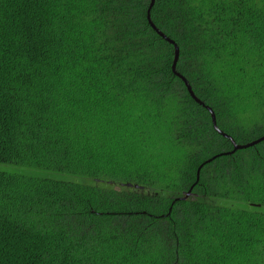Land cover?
<instances>
[{"label":"trees","instance_id":"16d2710c","mask_svg":"<svg viewBox=\"0 0 264 264\" xmlns=\"http://www.w3.org/2000/svg\"><path fill=\"white\" fill-rule=\"evenodd\" d=\"M149 5L0 0V264H264V141ZM150 21L263 137L264 0Z\"/></svg>","mask_w":264,"mask_h":264},{"label":"water","instance_id":"95a60500","mask_svg":"<svg viewBox=\"0 0 264 264\" xmlns=\"http://www.w3.org/2000/svg\"><path fill=\"white\" fill-rule=\"evenodd\" d=\"M153 7V5L150 3L149 5V8H148V13H147V20H148V23L150 25V27L152 28V30H154L156 32V34L158 36H160L162 39H164L166 42L170 43L171 45L174 46V59H173V64H172V72L175 74V76H177L184 84L189 96L198 104H200L201 106H203L205 108V110L209 113L210 115V118H211V123H212V127L213 129L215 130L216 133H218L219 135L225 137L226 139H228L231 143H232V146H233V152L235 151H239V150H243V149H247V148H250V147H253L254 145H257L259 143H261L262 141H264V136L259 138L258 140L250 143V144H247V145H237L230 137H228L227 135H225L223 132H221L218 128H217V125H216V120H215V115L213 113V111L205 106L203 103H201L193 94L192 90H191V87L189 86L188 82L186 81V79L182 76H180L177 72H176V64H177V61H178V56H179V51H178V48L176 45H174V43L169 40L168 38H166L161 32H159V30H157L155 28V26L152 24V22L150 21V10L151 8ZM215 158V157H214ZM212 158V159H214ZM212 159L206 161L205 163H209ZM204 165V164H203ZM201 165V167L203 166ZM199 175V170L197 171V176ZM191 191V190H190ZM190 191L186 194L185 197H188L189 194H190Z\"/></svg>","mask_w":264,"mask_h":264},{"label":"rangeland","instance_id":"374dc122","mask_svg":"<svg viewBox=\"0 0 264 264\" xmlns=\"http://www.w3.org/2000/svg\"><path fill=\"white\" fill-rule=\"evenodd\" d=\"M11 169V166L9 165H0V170H3V171H10ZM16 170V169H14Z\"/></svg>","mask_w":264,"mask_h":264},{"label":"snow or ice","instance_id":"6c2138e0","mask_svg":"<svg viewBox=\"0 0 264 264\" xmlns=\"http://www.w3.org/2000/svg\"><path fill=\"white\" fill-rule=\"evenodd\" d=\"M150 3H151L152 5H155L156 0H150Z\"/></svg>","mask_w":264,"mask_h":264}]
</instances>
